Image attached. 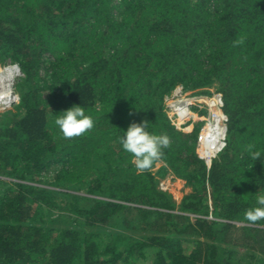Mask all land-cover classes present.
<instances>
[{"label": "trees", "instance_id": "16d2710c", "mask_svg": "<svg viewBox=\"0 0 264 264\" xmlns=\"http://www.w3.org/2000/svg\"><path fill=\"white\" fill-rule=\"evenodd\" d=\"M8 61L22 76L0 112V264H264V220L244 215L264 194V155L245 151H264V0H0ZM178 85L221 94L209 166L204 111L180 127L166 113ZM78 104L94 127L63 139L53 121ZM142 120L170 143L141 173L118 138ZM168 172L190 188L178 207Z\"/></svg>", "mask_w": 264, "mask_h": 264}, {"label": "clouds", "instance_id": "9594fccd", "mask_svg": "<svg viewBox=\"0 0 264 264\" xmlns=\"http://www.w3.org/2000/svg\"><path fill=\"white\" fill-rule=\"evenodd\" d=\"M58 113L53 123L63 139L79 137L94 127L93 118L86 114L80 104L72 105ZM148 127L149 122L146 120L130 123L118 138L122 149L134 157L135 168L141 173L151 168L153 162L160 158L161 150L167 148L170 143L168 136L151 134ZM245 151L253 161H260L264 155V151L256 149L252 144H249ZM256 205L244 214L248 222L264 220V194L257 195Z\"/></svg>", "mask_w": 264, "mask_h": 264}, {"label": "built area", "instance_id": "2783aa9c", "mask_svg": "<svg viewBox=\"0 0 264 264\" xmlns=\"http://www.w3.org/2000/svg\"><path fill=\"white\" fill-rule=\"evenodd\" d=\"M209 90V93H202L199 90H185L179 85L166 96L164 103L166 113L176 127L186 123L194 108L204 111L196 136V152L207 166L223 148L226 138V116L221 108V94L214 88Z\"/></svg>", "mask_w": 264, "mask_h": 264}, {"label": "rangeland", "instance_id": "374dc122", "mask_svg": "<svg viewBox=\"0 0 264 264\" xmlns=\"http://www.w3.org/2000/svg\"><path fill=\"white\" fill-rule=\"evenodd\" d=\"M14 65H16V64L11 63L9 61L5 64H0V77L4 73L10 72V71L15 72L17 74V76L13 79L14 81H12V88L13 89L15 88V84L19 80L20 76H22V73L20 71H18L17 67ZM210 89H213V88H210ZM2 101H11V103L9 105H7V107H4V108L0 107V112H4V111L12 109L13 106L16 104V101H17V98H14L13 90H12V95L10 96V98L0 99V102H2ZM193 117L195 119H198V115L195 112L193 113ZM160 164L161 163H156L153 169L156 170L160 166ZM161 186L163 187V189L161 188ZM158 188L169 193L171 195L172 199L174 200V202L176 203L177 207H178V204H179L181 198L185 194L190 192V188L185 183V181L181 178L174 176L170 172H168L163 178L159 179ZM177 207H176L175 211L179 212V211H177ZM118 231H120V230L118 229ZM235 248H236V250H238L240 252L245 250L243 247H240V246H237Z\"/></svg>", "mask_w": 264, "mask_h": 264}, {"label": "bare ground", "instance_id": "6f19581e", "mask_svg": "<svg viewBox=\"0 0 264 264\" xmlns=\"http://www.w3.org/2000/svg\"><path fill=\"white\" fill-rule=\"evenodd\" d=\"M21 72V71H20ZM17 76L15 72H6L0 77V99L10 98L12 95V81ZM17 80V79H16Z\"/></svg>", "mask_w": 264, "mask_h": 264}, {"label": "water", "instance_id": "95a60500", "mask_svg": "<svg viewBox=\"0 0 264 264\" xmlns=\"http://www.w3.org/2000/svg\"><path fill=\"white\" fill-rule=\"evenodd\" d=\"M17 66V65H16ZM18 67V66H17ZM18 70L20 71L19 67H18Z\"/></svg>", "mask_w": 264, "mask_h": 264}]
</instances>
